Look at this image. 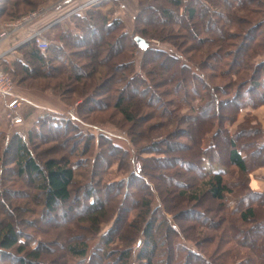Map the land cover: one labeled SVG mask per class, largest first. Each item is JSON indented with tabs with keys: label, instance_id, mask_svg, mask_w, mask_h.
Masks as SVG:
<instances>
[{
	"label": "trees",
	"instance_id": "1",
	"mask_svg": "<svg viewBox=\"0 0 264 264\" xmlns=\"http://www.w3.org/2000/svg\"><path fill=\"white\" fill-rule=\"evenodd\" d=\"M41 1L0 0V3H3L0 7V16L19 18L31 9L37 8ZM107 1L118 3V0H106L102 5H106ZM249 1L139 0L141 10L137 17L135 32L143 37L154 36L162 42H169L177 47L181 54L186 55L187 59L184 60L183 56H176L151 46L141 49L135 38L122 32L123 23L114 15V10L112 8L103 10L104 7L100 5L87 12L77 13L73 20L76 27L70 23L55 24L51 31L53 37L47 39L49 46L44 53L30 38L31 43L27 45L26 42L24 43L26 45L16 48L19 55L14 61L1 57L3 70L17 77H24V74L34 75L35 66L53 67L56 74L67 75L61 83L63 87L70 81L74 85L84 84L80 90L82 93L85 92L86 97L88 95L86 88L94 87L96 92L93 95H96L99 92L97 89L104 88L106 85L104 82L115 75L111 83L106 82L108 87L103 93V98L96 101L97 104L89 105L92 100L87 97L78 109L82 114L85 109L88 110L87 112L98 111L111 105L124 114L130 122L135 121L136 117L132 115L131 109L134 102L125 94L126 89L137 90L142 87L144 92L150 93V97L155 96L151 87L154 88L153 78L159 77V87H166V93H174L178 99L183 97L182 101L189 104L190 110L186 117L192 128L188 138L193 147L190 148V145L186 153L182 154L172 146L170 139L150 140L146 147L140 150L139 159L142 164L139 166V171L136 167L129 172V175L117 182H105L104 175L98 173L101 158L109 153L113 157L108 161V167H111L118 150L123 147L102 135L101 141L106 145L103 150L99 148L101 144L95 133H84L80 124L70 114H56L51 111L41 113L25 131L14 130L4 149L1 148L0 143V175L4 173L3 166L6 165V159L11 157L18 175L27 176L31 182L36 183L39 190L32 196L38 201V206L42 207L45 215L57 213L59 205L70 203L78 186V191L84 195L82 197L87 199V203L84 204L85 210L80 212L72 207L68 215H65V212L62 214V228L56 226L53 231L55 235L63 234L62 231L69 233L65 239L67 241L63 244L59 241L37 240L36 246L31 247L30 239L21 240L22 237H27L23 234L25 232L19 231L15 223L9 221L0 228V247L23 253L24 255L19 258L20 264H53V257L49 258L48 255L56 253L57 257L63 259L67 256V264H132L133 245L136 243L141 246L136 254L138 264H228L229 262L235 264L238 260L241 264H264V190H254L250 186L251 174L264 166V126L255 115L256 109L264 105V0H259V18L245 27L248 22L243 24L239 10L248 16L252 14V8L246 7ZM160 15L167 17L169 21L167 23L170 25L158 32L148 29L160 22L163 27L166 26L165 22L158 19ZM171 20L179 21L182 28L181 26L179 27L181 29L174 28ZM142 22L150 23L151 27H147ZM214 22L221 32H225V35L211 38L213 49L208 48L209 46L205 47L203 53L211 58L212 51H215L214 55L219 65L224 66L223 69L222 66H217L213 75L228 77L229 81L220 88L226 96L219 98L218 84L211 89V93L204 91L205 94H202V91L198 90V92L193 91L194 95L190 97L189 87H195L197 83L204 86L211 85L207 75L201 71V68L208 67L209 63L206 60L200 61L198 56L187 55L189 51L184 45L193 35L198 38L199 46L203 44L205 46L207 41L198 36L206 35L209 32L208 24ZM237 24L240 26L237 27V32H234L236 34L234 36L229 28L232 29ZM98 27L103 28L105 34L109 35L108 38L113 41L107 47L110 48L115 42L119 43V48L110 55L106 52L101 55L103 57L106 55L103 64L95 72L93 71L90 82L85 84L81 73L75 72L77 60L71 49L88 36H93L92 43L99 45L100 38L95 35ZM238 35L242 38V42L233 44L232 41L238 38ZM229 46L235 48L231 50L230 60H227V56L230 55H225L224 51ZM135 49L139 50L141 56L139 61L134 56ZM98 52L99 50H93L90 54L78 58L94 66ZM174 65L179 71V78L176 69H173ZM210 67L212 68L211 65ZM38 74L41 73L36 72L35 75ZM116 74H120L121 78H116ZM125 85L126 89L123 87ZM245 91L247 97L244 95ZM195 96L199 98L198 104H192ZM0 101L8 108L7 100L2 98ZM223 104L232 106L233 109L225 108L223 112L221 111ZM180 105L183 107L182 103ZM212 107L217 111L214 115L212 113L208 115L206 111ZM45 131H55L57 135L60 132L67 134L69 131H76L77 136L85 143L79 154L83 157H93L92 165L73 161L72 155L68 152L59 157L41 158L36 139ZM130 132L132 141L136 145L141 133ZM123 151L124 155L127 154V150ZM144 152H156L160 157L146 158L142 156ZM207 165H210V170L207 169ZM79 168L84 169L83 172H79ZM162 168L165 169L163 173L155 172V169ZM231 168L238 174L234 184L226 179ZM257 176L264 180V175ZM186 178L190 181H186ZM156 180L162 182H154ZM175 184L181 188L173 193ZM191 186L192 190H187ZM110 189H117L119 196L100 195L102 191L107 195ZM237 189H240V192ZM7 193V187L0 186V199L7 196ZM157 196L160 198V204L154 206ZM205 196L220 201L217 206L225 211V214L217 216V221L211 222L215 224L214 227L219 222L222 225L226 222L228 225L229 228H225L226 233L223 231L220 236L205 237L204 232L199 231L197 224L201 225V218L205 214L203 211L185 208L177 213L171 211L167 205L171 197L202 201ZM230 197H233L234 201H231ZM169 214L172 218L168 216ZM52 218L45 219L49 231L53 227ZM74 220L79 223L82 230L87 229L89 232L87 237H83L82 233H76V227L72 226ZM249 223L253 224L247 230L242 226L243 229L234 231L240 224L246 226ZM106 224L108 227L102 230ZM43 233L48 234V231L44 230ZM96 237L101 244L92 250L90 241ZM203 240L216 241L217 244L219 242L218 247L226 245L225 250L220 255L208 256L209 252L202 251ZM188 243H192L193 248ZM56 247L61 250L56 251ZM173 251L175 254L172 253Z\"/></svg>",
	"mask_w": 264,
	"mask_h": 264
},
{
	"label": "rangeland",
	"instance_id": "2",
	"mask_svg": "<svg viewBox=\"0 0 264 264\" xmlns=\"http://www.w3.org/2000/svg\"><path fill=\"white\" fill-rule=\"evenodd\" d=\"M41 1V0H40ZM57 0H46V1H41L40 4L37 6L35 9H31L29 12H27L25 15L19 17V18H9V16L6 15H1L0 16V31H7V28L10 27V25L13 26V24H17L20 22L24 17L28 16L30 13L37 12L39 10L43 12L39 16L35 22L31 23H25V21L18 23L17 25H14L16 28L14 33L18 34L17 32H29V34L26 37H22L24 39H18L15 43V46L22 47L24 45H28L30 42V36L33 30L31 27L35 26V29H43V36L46 37L45 35L50 34V32L47 30V27L43 26L40 22L43 20L44 17H47L45 13H47L46 7L51 5V3L56 2ZM93 1V2H92ZM106 0H77V4L75 6L70 7L68 12L65 15H61L59 17V20H62L65 23H70L72 26L75 25L74 23V16L77 13H82V12H87V10L95 8L96 6H103V10L110 9L112 8L114 10V15L117 16L119 19H121L123 23V28L122 32L124 34H128L130 37L135 38L136 36H141L135 32L136 25L138 23L137 17L139 16L140 10H141V5L139 3V0H120L118 3H115L113 1H107L106 5H102V2ZM98 2V3H97ZM75 4V3H74ZM121 4L124 5V8H121ZM246 5L247 8H252L250 11L252 14L249 16L246 13H243L242 10H239V15L240 19L243 21V24H246L245 27L248 26L252 21H255L256 19L259 18V11H260V4L259 0H250ZM3 6V3H0V7ZM164 6V5H163ZM8 7V6H7ZM24 7V6H23ZM9 8V7H8ZM7 8V9H8ZM9 10V9H8ZM54 16L51 14L48 18H52ZM211 16V15H210ZM43 17V18H41ZM55 18V17H54ZM215 18V17H214ZM144 19V17H143ZM160 21L165 22V27H163V24L160 22L158 24L152 25L153 28H148V29H153V32H158L162 30L163 28H167L168 24V18L164 17L162 15L159 16L158 18ZM55 19H52V21ZM73 21V22H72ZM172 21V20H171ZM246 21V22H245ZM39 22V23H37ZM143 24H146L147 27H151L150 23L147 22H142ZM172 26L177 29H181L182 26L179 23V21L174 20L172 21ZM181 26V28H179ZM240 26V24L235 25L232 27V29L229 28V31L231 34L236 36L234 32H237V27ZM209 32L206 35L199 34L200 38L205 39L206 45L204 44L202 46L198 45V38L193 37V35L190 36V39L186 41V44L184 45V48L189 51L187 55L194 56V57H199L198 59L201 60H206L207 63H209L208 67L204 66L203 69L201 68V71L204 72L207 76V79L209 83L211 84L210 86H204L202 84H196L195 87H189V92H190V97L194 95V92L202 91V94H205V92L211 93V89L215 85H220V87L217 88V94H219V98H225L226 95L222 93V90L220 89L221 86H225L226 82H228V77L227 76H216L213 75L214 71L216 70L215 68L217 66H222V69L224 68L223 65H219V61H217V57L214 55V52L212 51V56L210 58L209 55H204L203 53L205 47L211 48L212 44L210 39L217 37V36H222L223 34L225 35V32H221L219 29V26L216 25V23H209L208 24ZM78 30V29H77ZM31 31V32H30ZM80 31V30H79ZM13 31H10L8 35L14 34L12 33ZM95 35H97L100 39V44L95 45L93 44L94 37L93 36H88L87 39L82 40V42H79V45L75 46V48H72L71 50L74 52L72 54H75V58L77 61L76 62V68L75 72L81 73V75L84 77V82L87 84L90 82L93 73L103 64L104 58L101 55H104V52H106L107 55H110L115 49L117 50L119 48V43L111 45L113 41H111L108 36L106 35L103 28L98 27L95 31ZM135 33V34H134ZM151 34V33H150ZM29 36V37H28ZM212 36V37H211ZM239 36V35H238ZM143 37V36H142ZM147 41H149L151 47L155 49H160L164 50L166 52H169L170 54L176 55V56H183L182 59H187L183 54L180 53L179 49L172 44H169V42H162L159 40L158 37L150 36V37H143ZM158 38V39H157ZM6 39L2 38L0 39V44ZM204 41V42H205ZM27 42V43H26ZM233 44H239L242 42V38L240 36L234 41H232ZM23 43V44H22ZM26 43V44H24ZM242 44V43H241ZM31 47V46H30ZM234 46H229L225 48V55H230L227 56V60H230L231 58V50L234 49ZM139 49V47H138ZM135 49L134 50V56L137 58V61L141 59V56L139 54V50ZM93 50H99L98 52V59L95 62L94 66L91 65L89 62H84L82 61V58H78V56L82 55H87L90 54ZM200 50V52L198 51ZM76 52V53H75ZM74 56V55H73ZM1 58V56H0ZM74 58V57H73ZM210 58V59H209ZM259 57H256V59ZM212 66V68L210 67ZM0 66L2 67L1 63ZM34 67V64H33ZM177 66H173V69L175 70ZM57 69V67H56ZM95 69V70H94ZM94 71V72H93ZM177 71V69H176ZM36 72H40L41 74L35 75ZM119 73V71H117ZM6 73V72H5ZM35 74L34 75H25L24 77L22 76H13L10 74H7L9 78L13 82V93L22 98L24 100L21 101V103L12 110L13 114L20 115L22 111V108L27 104L25 99L27 100H32L36 101L39 104L46 105L50 103L49 101H54L56 99L59 103L65 105L67 109L71 110L68 112L70 113L73 118H75L76 122L80 124L81 130H83L84 133H95V136L98 139V142H100L99 148H102L103 150L105 149L104 141H101L100 136H106L109 137L110 139L113 140L116 144L119 146L123 147V149H119L118 155L112 164L111 167H108V161H110L113 157L110 156L109 153H107L105 156H103L100 160V166L98 168V173H102L104 175V180L105 182H117L124 176L129 175V172L136 169L139 171V166L142 164V161L139 159L140 155V150H142L150 140H165V139H170L172 142V146L175 147L179 153H186L187 148L191 145V141L188 138V134L190 133L191 124L189 123L188 118L186 115L189 113L190 107L189 104L186 103L185 101L183 102L182 98L178 99L177 96L175 97L174 93H166L165 88L166 87H159L158 85L160 84V78L159 77H154L153 78V84L154 88L151 87L152 92H155V96L151 95L147 91L144 92L142 90V87H138L139 89L137 90H127L126 85L123 86L126 89L125 94L130 96V100H133L134 105L131 106L132 109V115H134L135 121L130 122L124 114L120 113L116 108L110 106H107L106 108L102 110H94L87 112L88 110L85 109V112L80 114L78 106L83 104V101L89 97L90 101L88 104L93 105L97 104L96 101L99 99H102L104 96L103 93L106 90L109 83H111V80H113L114 76L113 75L110 79H107V81L104 82L105 87L100 89H97L99 91L96 95V89L93 88H86L85 91H87L88 95L86 97L85 92H81V88L83 85H74L73 82H69L68 85L62 86L61 83L63 80L66 78L67 75L65 74H56V71L53 69V67H43V66H35ZM177 75L179 78L180 74L179 71H177ZM116 78H121V75L116 74ZM179 80V79H178ZM47 82V83H46ZM108 84H107V83ZM180 82V81H178ZM96 83V82H95ZM122 84H120L121 86ZM211 87V88H210ZM209 89V90H208ZM147 90V89H146ZM205 91V92H204ZM233 91V90H232ZM185 92V91H183ZM229 92V90H228ZM131 93V94H129ZM193 93V94H192ZM247 91L244 92V95H246ZM181 94L182 91H181ZM243 95V94H242ZM243 95V96H244ZM53 97L52 99H49L50 97ZM101 98H97V97ZM229 96V95H228ZM90 97L92 99H90ZM129 98V97H128ZM4 100H7L9 104L10 99H6L3 97ZM95 100V101H94ZM129 100V101H130ZM223 100V99H222ZM111 101V100H107ZM106 101V102H107ZM182 101V102H181ZM1 102V101H0ZM183 104V107L180 105L181 103ZM57 103V102H56ZM160 103V106L158 104ZM199 103V98L195 96L194 101L192 104H198ZM52 105V104H50ZM131 105V104H130ZM158 106V107H157ZM180 108V109H179ZM225 108H228L229 110H232L233 107L228 105H222L221 111L224 112L226 110ZM232 108V109H231ZM9 109V108H8ZM216 108H208L206 113L208 115H214L216 113ZM48 112V111H44ZM43 112V113H44ZM73 113V114H72ZM59 114V113H57ZM65 114V113H64ZM243 114V113H242ZM255 115L257 119H259L263 126H264V105L258 107L255 111ZM82 116V117H81ZM178 116V117H177ZM23 117V116H22ZM242 117V116H241ZM86 118V119H84ZM83 119V120H82ZM28 121H25L23 118V122L18 125H24L27 126L26 128L23 126L21 128H17L14 125V123L10 120L9 117V112L7 110L6 105L1 102L0 104V143H1V148L4 149L5 145L10 141L11 134L14 130H23L28 129L29 124H27ZM134 131V134L137 132L141 133L139 138L137 139L136 145L132 141L131 137V132ZM171 135V136H170ZM80 136V135H79ZM3 140V141H2ZM38 144V152L41 154V158L44 157H59L60 155L64 154L65 152H68L69 154L72 155V160L75 162H81L82 164L86 162V164L92 165L93 157L91 156H82L79 154V151L84 147L85 143L84 141L77 136L76 131H69L67 134L60 132L58 135L56 134L55 131H45L44 134L37 139ZM208 140L206 141V143ZM188 146V147H187ZM193 147V145L190 146V148ZM1 149V151H2ZM77 150V151H76ZM127 150V154L124 155V151ZM178 153V154H179ZM142 156L146 158H157L160 157L158 153L156 152H144ZM110 159V160H109ZM161 165V164H160ZM4 173L0 175V186L3 188L7 187V196L4 198H1L0 200V228L8 223L9 221H13L15 225L19 228V231L21 230L24 235L27 237H22L21 240H29L30 239V246L35 247L37 244V240L43 241V242H55L59 241V243L63 244L67 240L66 237H68V232L62 231V233H59L58 235L54 234L55 232L53 231L56 226H59L57 228H62V221L63 215L65 212V215H68L70 213V208L74 207L78 209L80 212H84L85 207L84 204L85 202L87 203V199H85L84 195H82L81 192L78 191V188L76 192L73 194V198L71 199L70 203L64 204V205H59V210L57 213H54L52 215L49 214V216L45 215L42 212V207L38 206V201L34 200L32 196L34 193H38V188L36 187V183L31 182L27 176H20L17 173V169L14 163H12L11 157L6 159V165L3 166ZM207 169L210 170V165H207ZM84 169L79 168V172H83ZM165 169L157 170L155 169V172H160L163 173ZM235 169L228 170V174L226 175V179L228 182L234 184L233 182L236 180V176H238L237 173L234 171ZM253 173L255 175H264V166L259 167L257 170H255ZM252 173V174H253ZM251 174V175H252ZM98 175V174H97ZM6 178V180H5ZM183 179V178H182ZM175 181V179H172ZM179 180V179H178ZM186 181H190L189 179H185ZM87 180H85L86 182ZM154 182L161 183L159 180H156ZM87 183V182H86ZM95 179L93 180V185L95 186ZM156 183V184H157ZM192 185V184H191ZM250 186L254 190H264V184L257 185L254 181H250ZM143 186H141L142 188ZM180 186L175 184V187L172 189L173 193L178 192ZM192 186L188 187L187 190H192ZM101 189V188H100ZM111 191L107 192V195L102 191L100 193L101 196H119L117 194V189H110ZM240 192V189H237ZM101 191V190H100ZM145 193V192H144ZM103 194V195H102ZM12 196V198L9 197ZM40 196V195H39ZM171 199V200H170ZM169 199V202L167 201V205L169 206V209L174 212H180L181 209H187V208H192L193 210L197 211H203L205 214L203 215V218H201V225L197 224L199 227V231L204 232V236H220L223 234L222 232L225 231V228H229L226 222L222 225L220 222L218 225L214 227L215 224H212L211 222L217 221V216H221L222 214H225V211L218 207L217 204L220 203V201L214 200L210 196H205L202 201H191L187 200V198H176V197H171ZM233 197H230L231 201L233 200ZM232 203V202H231ZM160 204V198L155 199L154 201V206H157ZM170 218H172V215H168ZM46 217L52 218L53 219V227L52 230L49 231L46 226ZM236 217V216H235ZM205 218V219H204ZM207 218V220H206ZM67 219V218H66ZM206 220V221H203ZM45 221V222H44ZM207 221L210 223L208 224ZM74 224L72 226L76 227V233H82L83 237H87L89 232L86 230H82L80 227L79 223H76L74 220ZM35 224V225H34ZM59 224V225H58ZM253 223H249V225H241L239 228H236L234 231L238 232L239 230L243 229L242 226L244 227V230H247L249 226H252ZM257 223H255L256 226ZM107 224L103 226L102 230H106ZM241 228V229H240ZM239 229V230H238ZM48 231V234H44L43 231ZM62 230V229H61ZM27 231V232H26ZM61 232L60 230H57ZM255 231V229L253 230ZM29 232V233H28ZM226 233V231H225ZM225 235V234H224ZM23 236V235H22ZM52 236V237H51ZM54 236V238H53ZM252 235H250L251 237ZM204 237L202 236L201 239ZM252 238V237H251ZM35 239V240H34ZM240 239V237H239ZM128 241H130L128 239ZM204 241V240H203ZM47 244V243H46ZM45 244V245H46ZM90 246L91 249L94 250L96 246H99L101 244V241L96 237L92 241H90ZM133 245V242H131ZM191 248L192 243H188ZM194 244V243H193ZM219 244V242H218ZM217 242H203L201 244L202 246V251L203 252H209L207 253L208 256H213V255H220L225 249L226 245H222V247H218ZM59 245V244H58ZM63 247V246H62ZM134 247V256L132 258V264H138V260H136V254L138 253L139 249L141 246L136 243L133 245ZM206 247V248H205ZM174 248V247H173ZM175 249V248H174ZM61 248L56 247V251H60ZM175 254V251L172 252ZM217 253V254H216ZM23 253H20L18 250H5L0 247V264H20L19 258L23 256ZM56 254H49L48 257L52 258L53 257V264H67V256L66 258L63 259L61 257H57ZM228 264H231L229 262ZM235 264H241V262L238 260L236 261Z\"/></svg>",
	"mask_w": 264,
	"mask_h": 264
},
{
	"label": "crops",
	"instance_id": "3",
	"mask_svg": "<svg viewBox=\"0 0 264 264\" xmlns=\"http://www.w3.org/2000/svg\"><path fill=\"white\" fill-rule=\"evenodd\" d=\"M89 1H91V0H89ZM118 1L120 2V0H118ZM76 4H77V0H57L56 2L51 3V5L46 7L47 13H45V15L47 14L46 15L47 17H44V18L41 17V18H43V20L40 22L43 26L47 27V30L50 32V34H47V38L45 37L46 39H50V37H53V32L51 33V31H52V27L55 24H57V23L66 24L62 20H59V17L61 15H65L68 12V10L70 9V7L75 6ZM124 7L125 6L121 4V8H124ZM51 14H53L54 16H52V18L51 17L48 18ZM52 19H55V20L52 21ZM37 23H39V22H37ZM35 28L36 27L33 26L29 30H33ZM16 29H18V28H16L13 25V26L8 27L7 31H8V33H10V31H13L12 33H14V31ZM17 33L18 34H16V32H15L14 34L8 35L6 37V39L0 44V56L2 58L7 59L9 61H14V59H16L17 56L19 55V52L16 49L17 47L15 46V43L18 39H24L22 37H26L29 34V32L28 31L27 32H25V31L19 32L18 31ZM0 98L2 99L3 96L0 95ZM4 98H6V97H4ZM52 98L53 97L51 96L49 99H52ZM53 100H55L57 103L50 100L49 101L50 103H48L46 105H42L36 101L25 99L27 104L22 108V111L18 114H20L21 117L23 116L22 118H24L25 121H28L27 124H29V126H28V128H29L34 123L36 118L41 113H43L44 111H51V112L56 113V114L57 113H59V114L68 113L71 111V110L67 109V107L65 105L59 103L56 99L53 98ZM50 104H52V105H50ZM7 110H8V108H7ZM24 125H17L15 127L21 128ZM24 127L26 128L27 126H24ZM251 180L254 181L258 186L261 184H264V180L260 179L257 175H255V173H253L251 175Z\"/></svg>",
	"mask_w": 264,
	"mask_h": 264
},
{
	"label": "built area",
	"instance_id": "4",
	"mask_svg": "<svg viewBox=\"0 0 264 264\" xmlns=\"http://www.w3.org/2000/svg\"><path fill=\"white\" fill-rule=\"evenodd\" d=\"M41 11V10H40ZM40 11L30 13L28 16L24 17L20 22L25 21V23L32 22L35 18H37L40 14ZM17 23V24H18ZM13 24V25H17ZM12 26V25H10ZM7 35V32H0V39L4 38ZM31 38L36 41L37 45H39L40 50L45 52L48 48V42L42 35V31L40 29H34L31 33ZM13 82L9 78V76L5 73L3 68L0 66V95L10 99L9 101V117L13 123H19L22 121V117L17 114H13L12 110L15 109L23 100V98L19 95L13 93ZM140 166V165H139Z\"/></svg>",
	"mask_w": 264,
	"mask_h": 264
},
{
	"label": "water",
	"instance_id": "5",
	"mask_svg": "<svg viewBox=\"0 0 264 264\" xmlns=\"http://www.w3.org/2000/svg\"><path fill=\"white\" fill-rule=\"evenodd\" d=\"M135 41L141 49H147L149 47V42L142 36H136Z\"/></svg>",
	"mask_w": 264,
	"mask_h": 264
},
{
	"label": "bare ground",
	"instance_id": "6",
	"mask_svg": "<svg viewBox=\"0 0 264 264\" xmlns=\"http://www.w3.org/2000/svg\"><path fill=\"white\" fill-rule=\"evenodd\" d=\"M40 11V10H39ZM43 12V9H42V11H40V14H39V16L41 15V13ZM39 16L37 17V18H35L31 23H33V22H35L38 18H39ZM41 30V29H40ZM42 31V35H43V29L41 30ZM0 32H2V31H0ZM4 32H7V35L5 36V37H7L8 36V31H4ZM4 37V38H5ZM44 37V36H43ZM30 38H31V36H30ZM45 38V37H44ZM31 39H33V38H31ZM45 40L48 42V46H49V41L45 38ZM35 41V40H34ZM149 42V41H148ZM35 43H36V41H35ZM37 44V43H36ZM149 45H150V43H149ZM38 46V48L40 49V47H39V45H37ZM48 49V48H47ZM46 51V50H45ZM43 52V51H42ZM44 53V52H43ZM24 99V98H23ZM8 108H9V105H8ZM10 111V108L8 109V112ZM64 114V113H63ZM70 114V113H69ZM73 114V113H72ZM11 120V119H10ZM23 122V118H22V121L21 122H19V123H14V125H18V124H21ZM139 166V165H138Z\"/></svg>",
	"mask_w": 264,
	"mask_h": 264
}]
</instances>
